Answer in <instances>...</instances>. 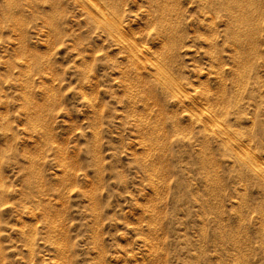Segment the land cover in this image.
I'll use <instances>...</instances> for the list:
<instances>
[{
  "label": "rangeland",
  "instance_id": "1",
  "mask_svg": "<svg viewBox=\"0 0 264 264\" xmlns=\"http://www.w3.org/2000/svg\"><path fill=\"white\" fill-rule=\"evenodd\" d=\"M0 264H264V0H0Z\"/></svg>",
  "mask_w": 264,
  "mask_h": 264
},
{
  "label": "bare ground",
  "instance_id": "2",
  "mask_svg": "<svg viewBox=\"0 0 264 264\" xmlns=\"http://www.w3.org/2000/svg\"><path fill=\"white\" fill-rule=\"evenodd\" d=\"M89 1H90V0H89ZM155 2H156V1H155ZM84 3H85V2H84ZM86 3H87V2H86ZM86 3H85V5H86ZM88 3H89V2H88ZM89 4H91V2H90ZM92 4H93L94 7L96 6V4H94L93 1H92ZM92 4H91V5H92ZM86 6H88V5H86ZM94 7H93L92 9H95V8H96V7H95V8H94ZM87 8L90 9L89 6H88ZM97 8H98L97 10H99V6H97ZM92 9H91V10H92ZM243 9H244V8H243ZM101 10H102V9H101ZM86 11H87V10H86ZM86 11H85V12H86ZM95 11H96V10H95ZM95 11H94V13H95ZM102 11H103V10H102ZM163 11H164V10H163ZM88 12H89V11H88ZM97 12H98V11H97ZM99 12H100V11H99ZM99 12H98V13H99ZM86 13H87V12H86ZM87 14H88V13H87ZM96 14H97V13H96ZM101 14H102V13H101ZM101 16H102V15H101ZM103 17H104V16H103ZM105 17H106V16H105ZM106 19H107V17H106ZM159 19H160V18H159ZM163 19L165 20V18H163ZM92 20H94V19H92ZM103 20H104V19H103ZM94 21H95V20H94ZM107 21H108V20H107ZM96 22H97V21H96ZM162 22H163V21H162ZM235 22H236V21H235ZM239 22H240V21H239ZM109 28H113V24H111V25L109 26ZM165 28H166V27H165ZM116 29H117V28H116ZM119 30H120V29H119ZM168 30H169V29H168ZM113 31H114V30H113ZM109 32H110V31H109ZM115 32H117V31H115ZM120 32H121V31H119L118 33H120ZM166 32H167V31H166ZM169 32H170V31H169ZM120 35L124 36L122 33H120ZM111 36H113V35H111ZM115 36H116V35H115ZM115 36H114V37H115ZM167 36H168V35H167ZM175 36H176V35H175ZM116 37H120V36H116ZM120 38L122 39V37H120ZM113 39H114V38H113ZM121 39H119V41H120ZM126 39H127V38H126ZM123 40H124V39H123ZM123 40H122V42H123ZM115 41H116V40H115ZM125 41H126V40H125ZM172 41H173V40H172ZM126 42H127V41H126ZM127 43H128V42H127ZM128 45H129V44H128ZM133 46H134V45H133ZM130 47H131V45L129 46V48H130ZM132 48L135 49L134 47H132ZM129 50H130V49H129ZM132 51H133V52L130 51V52H131V53H130L131 55H132V53L134 54V52H135L134 50H132ZM136 52H137V51H136ZM134 56H135V55H134ZM133 58H136V56L133 57ZM134 60H136V59H134ZM132 62H133V61H132ZM134 62H135V61H134ZM137 63H138V62H137ZM134 64H135V63H134ZM158 72H159V71H158ZM160 73H162V72H160ZM162 76H164V75H162ZM165 79H166V78H165ZM168 81H169V80H168ZM167 83H169V82H167ZM170 84H171V83H170ZM167 87H168V86H167Z\"/></svg>",
  "mask_w": 264,
  "mask_h": 264
}]
</instances>
